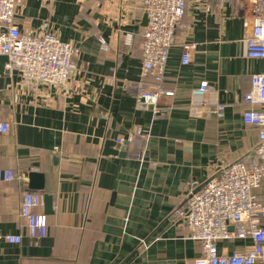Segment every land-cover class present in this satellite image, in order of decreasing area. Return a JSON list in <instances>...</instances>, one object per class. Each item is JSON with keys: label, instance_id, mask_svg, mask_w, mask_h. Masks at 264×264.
Instances as JSON below:
<instances>
[{"label": "crops", "instance_id": "crops-1", "mask_svg": "<svg viewBox=\"0 0 264 264\" xmlns=\"http://www.w3.org/2000/svg\"><path fill=\"white\" fill-rule=\"evenodd\" d=\"M143 16L141 0H23L16 8L22 32L47 21L74 47L75 70L66 87L33 93L0 59V122L9 125L0 169L26 177L0 183V264H191L200 256L174 213L223 168L255 158L257 130L243 123L242 101L264 60L246 56L234 6L186 1L161 83L173 95L162 94L167 112L155 115L137 95L141 81L152 84L142 76ZM186 42L196 49L184 66ZM202 82L207 91L196 97ZM106 141H128L125 157L102 156ZM34 171L53 199L52 215L43 204L34 210L48 219L41 240L29 237L20 213ZM217 246L231 254L251 242Z\"/></svg>", "mask_w": 264, "mask_h": 264}, {"label": "built area", "instance_id": "built-area-1", "mask_svg": "<svg viewBox=\"0 0 264 264\" xmlns=\"http://www.w3.org/2000/svg\"><path fill=\"white\" fill-rule=\"evenodd\" d=\"M186 1L211 0H141L142 13L147 17L140 44L142 76L150 77L152 84L141 81L137 95L145 104L151 100L155 115L167 112L158 107L162 94L173 95L163 93L161 83L176 29L185 14ZM212 1L236 8L247 31L246 56L264 60V0ZM22 3L23 0H0V59H5V69L16 72L19 86L33 93L66 87L75 70L74 47L63 43L50 30L47 21L39 31L22 32L15 22V10ZM181 48V64L187 66L196 43L186 42ZM207 88V83L202 82L193 95L202 97ZM242 103L246 107L242 113L243 123L257 130L255 158L246 156L223 168L199 191L187 193L185 203L174 213L189 238L200 244V256L191 264H264V74L252 76L251 91L243 97ZM220 110L221 106L217 105V112ZM8 130L9 125L0 122V135ZM138 159L142 160V156ZM23 180H26L24 175L0 169V183ZM41 205V194L26 192L23 195L20 213L29 237L34 240L44 239L48 233L47 216L34 213ZM232 239L250 240L251 246L231 254L220 252L218 243ZM4 240L16 245L22 241L20 236L11 235Z\"/></svg>", "mask_w": 264, "mask_h": 264}, {"label": "water", "instance_id": "water-1", "mask_svg": "<svg viewBox=\"0 0 264 264\" xmlns=\"http://www.w3.org/2000/svg\"><path fill=\"white\" fill-rule=\"evenodd\" d=\"M144 27L147 25V17L143 16ZM16 73V72H15ZM140 105L146 106L149 110H153V105L151 100L148 101V104H145L142 98H139ZM129 146L128 141H123V143H117L114 141H106L102 148V156H118L120 158L125 157V152ZM28 190L31 192L41 193L42 194V204L44 207V212L46 215L53 214V199L51 195L45 193V176L39 172H30L28 174ZM232 230V229H230Z\"/></svg>", "mask_w": 264, "mask_h": 264}]
</instances>
